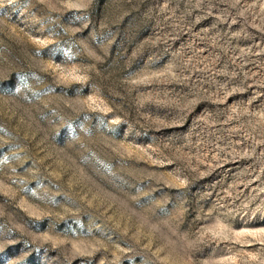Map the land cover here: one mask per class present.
<instances>
[{"label":"rangeland","instance_id":"1","mask_svg":"<svg viewBox=\"0 0 264 264\" xmlns=\"http://www.w3.org/2000/svg\"><path fill=\"white\" fill-rule=\"evenodd\" d=\"M0 264H264V0H0Z\"/></svg>","mask_w":264,"mask_h":264}]
</instances>
